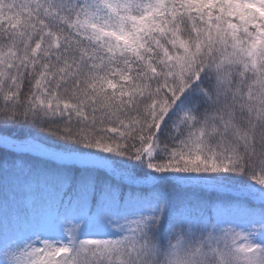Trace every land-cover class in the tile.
<instances>
[{"label":"snow or ice","instance_id":"1","mask_svg":"<svg viewBox=\"0 0 264 264\" xmlns=\"http://www.w3.org/2000/svg\"><path fill=\"white\" fill-rule=\"evenodd\" d=\"M6 172L0 264H264V0H0Z\"/></svg>","mask_w":264,"mask_h":264},{"label":"trees","instance_id":"2","mask_svg":"<svg viewBox=\"0 0 264 264\" xmlns=\"http://www.w3.org/2000/svg\"><path fill=\"white\" fill-rule=\"evenodd\" d=\"M28 136L39 137L41 139L48 140L50 142V138L45 137L42 133H40L37 130H31L28 133ZM20 138H25V134L23 131L20 133ZM27 142L33 144L32 140H29ZM34 142L39 143L40 139H37ZM35 146H40V145L37 144ZM34 154L37 156L50 155V153L40 152L37 150L34 152ZM22 159L24 160L25 163L30 164L34 168H42L49 166L48 164L43 163L41 159L32 156H25ZM9 163H11V159ZM137 183L142 185H150L152 182L148 180H141V181H137ZM18 191H19V181L16 178V174L11 172H6L3 176L2 181H0V194H2L4 197H7L9 201V206L5 209V211L8 212L9 214H11V212L15 208V204L12 203L14 200L13 193ZM244 191L245 189H243L242 186L237 187L234 185L231 188H224L218 186L215 190L210 189L207 191H201L196 195L201 200H207L210 203L218 205L217 209L214 210L216 212L218 219H222L223 217H225L226 221H231L233 224L245 225L249 223L250 220L252 219H258V217H250L248 213L242 212L236 208L237 206L234 201L236 198H238L239 193H242ZM179 195H185V193H177L175 191L172 193V196H179ZM229 201H232V203L230 204ZM221 206L232 207V208L226 210ZM33 226L55 228L56 224L54 221V217L36 215L35 223Z\"/></svg>","mask_w":264,"mask_h":264},{"label":"rangeland","instance_id":"3","mask_svg":"<svg viewBox=\"0 0 264 264\" xmlns=\"http://www.w3.org/2000/svg\"><path fill=\"white\" fill-rule=\"evenodd\" d=\"M28 144H30L29 142H27ZM31 145V144H30ZM35 148L37 149V151L40 152H45V153H50L49 150L47 148H43L41 146H35ZM222 220H226L225 217L222 218Z\"/></svg>","mask_w":264,"mask_h":264}]
</instances>
